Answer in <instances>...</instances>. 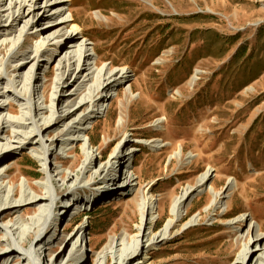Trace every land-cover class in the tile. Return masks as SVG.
<instances>
[{"label": "rangeland", "instance_id": "rangeland-1", "mask_svg": "<svg viewBox=\"0 0 264 264\" xmlns=\"http://www.w3.org/2000/svg\"><path fill=\"white\" fill-rule=\"evenodd\" d=\"M46 1L38 0L36 12L50 17ZM65 3L62 19L70 20L71 13L75 19L67 30L77 26L81 30L78 42L86 45L90 58L99 60L97 67L93 66V61L88 62L86 72L80 75L124 69L128 78L110 92L98 116L92 118L91 109L80 114L84 116L85 131L78 134L72 146L52 144L56 132L62 128L59 125L43 138L44 147L40 143L28 144L4 159L3 169L12 168V171L0 181L3 187L23 192L29 190V185L44 184L53 197L49 166L56 170L53 177L61 187V173L69 174L73 162L72 174L77 176L87 164H84L87 155L100 154L84 175L81 190L74 195L84 200L83 205L78 209L72 207L65 215L62 210L71 203L55 198V213L53 210L45 213L51 221L58 215L63 219L57 223L56 234L49 240L47 236L44 238L42 246L46 249V258L40 264H47L45 260L51 264L56 257L62 264L66 263L69 252L77 250V245L72 251V244L66 243L81 224L85 225L86 243L82 245L80 264H96L98 253L112 238L123 237L125 242H130L139 222L135 196H153L159 216L149 225L155 233L160 231L175 214L171 209L172 199L187 186H193L197 176L208 166L214 170L208 187L211 185L215 191L223 192L230 178L234 181V190L224 194L217 208L208 206L211 195L206 191L194 193L178 211L181 219L174 221L170 235L156 247L148 245L141 258L146 264H236L245 245L240 235V218L246 217L256 228V234L264 236V0H65ZM31 33L33 29L23 31L17 39L18 44H22L24 36L28 35L24 46L31 47L30 51L20 53L11 63L7 56L14 47L11 40L9 44L3 43L2 72L6 64L12 75L21 58H36V47H42L47 55L53 54L59 42L54 39L56 36L44 42L29 37ZM18 36L15 34L14 40ZM3 39L0 36V42ZM65 52L60 49L57 57H48L46 70L38 74V98L34 102L40 107V121L33 124V128L43 125L52 112L51 105H45L42 96L44 73L50 74L49 96L53 101L60 78L56 63ZM30 64L24 72L31 75L34 69L28 71ZM74 70L72 68L70 74L72 80L80 71ZM195 70L200 74L192 86L189 81ZM19 75L18 88H28L29 82L22 79L23 74ZM82 88L77 94L79 99L76 95L73 97L75 106L67 103L62 110L71 112L80 107L76 103L87 93ZM249 88L252 89L247 91ZM117 91L118 96H115ZM0 93H4V98H0L6 105L4 116L12 120L28 117L27 107L33 101L9 97L1 87ZM9 106L14 112L9 111ZM157 120H162V124L156 126ZM13 130L2 135L15 147ZM86 138L92 143L89 147ZM124 140L128 141L124 146L127 156L120 165L133 182L131 188L121 191L111 185L105 187L99 173L112 166L113 174L118 176L116 155ZM152 140L169 145L155 150L142 144ZM179 146L183 157L188 153L195 155L191 163L185 164L183 158L168 162V157ZM47 149L53 154H48L44 165L36 157ZM15 160L18 162L13 164ZM61 160L66 161L63 168L59 164ZM15 175L13 187L9 179ZM102 187L108 189L106 196L90 203L89 198L99 194ZM67 190V185H63L61 192ZM29 208L22 206L19 213H11L0 221V228H10L18 221L20 213ZM39 215V210L31 211L25 214L24 220L30 222ZM195 217V222L187 224ZM61 236L65 242H61ZM6 238L11 239L0 231V242H5ZM24 238L25 235L21 236ZM229 257L231 259L227 260ZM115 258H107L103 264L120 263V258ZM22 260L21 256L13 254L3 263L21 264Z\"/></svg>", "mask_w": 264, "mask_h": 264}, {"label": "bare ground", "instance_id": "bare-ground-1", "mask_svg": "<svg viewBox=\"0 0 264 264\" xmlns=\"http://www.w3.org/2000/svg\"><path fill=\"white\" fill-rule=\"evenodd\" d=\"M46 3H48L49 9L47 12L50 14V17H46L47 15H44V13L40 15V12H36L38 8V0H0V36L4 38L3 41L0 42V55L2 54L1 49L4 42H8L9 44V41L11 40V46L14 47L13 51L8 53V62L15 60L20 53H26L31 49V47L24 46V42L26 41L28 35L27 37L26 35L24 36L22 44H18L17 42V39L22 35L23 31L33 29V33L29 35V37H32L33 39L38 38L44 40L45 42L50 37L54 38L56 36L54 39L59 41L55 45V48L52 52L53 54L51 55H47L48 52L42 51V47H36L34 52L37 53V57L31 60L30 57L21 58L20 62L14 66L12 75H9V70L6 67V64L4 72H2L1 66L4 65V63L2 60H0L1 89L4 90V92H7L9 97H16L19 99V101H28L29 103L30 101H33V104H30L27 107L29 110L28 117H22L19 120H12L6 115L4 116L3 109L6 105L4 102L0 101V181L4 175H8L12 171V168L3 169L4 159H6L12 152L22 150L28 144L40 143V145H43L44 147L45 144L43 143V138L49 132L57 130L59 125L62 128L56 132V137L52 144L57 143L61 147V145L68 143L66 145L72 146L78 140V134L85 131V128L82 127L84 116L81 117L80 114L83 113L84 110L91 109V117L94 118L98 116L101 113L100 108L107 101L110 92L122 85L128 78L127 72L124 71V69L115 71L107 69L97 73L92 72L87 76L80 75L82 72H86V69L84 68L88 62L93 61V66L97 67L99 60L90 58L88 51H86V45L83 42H78V36L81 34V30L79 31L77 26L73 25L74 27L68 28L69 30H67V27L70 25L69 23H74L75 19L73 17V13L70 14V20L62 19V11L66 5L65 0H47ZM43 22L46 23L42 24ZM20 24L21 27L19 28ZM17 33L19 36L14 40L15 34ZM60 49H65L66 52L62 58H58L56 63L60 78L55 85V100L52 101L51 97L49 96L51 84L49 80L50 74L48 72L44 73V79L46 80L42 87L44 104L46 105L49 103L51 105L50 109L52 112L50 113L49 119L46 120L43 125L39 124V126L33 128V124L40 121V107L37 102H34V100L38 98L37 83L38 81L40 82L38 74L42 72L43 69H45L44 66L49 64L48 57H52L54 55L57 57L58 51ZM28 64H30L28 71L34 69V72L31 75L29 72H24V69ZM72 68H75L74 71L78 69L80 70L77 74V78L74 80H72L70 77ZM18 73L23 74L22 79L29 82L28 88H18L16 82V79H18L20 76ZM198 74H200V72L195 70L193 76L190 78V85L194 86L198 80ZM90 83L93 84L92 87L90 86ZM87 86H89L88 89H85ZM81 87L84 88V91L87 90V93L84 94L83 97L80 96V101L76 103V105H79L80 107L78 109L75 108V110L73 109L71 112L70 110H62L64 104L69 103L71 106L74 105L73 97L75 95L76 97L78 96L77 94ZM250 89L252 88L247 89V91H250ZM71 91L74 92L71 93ZM68 93L69 95L66 97L65 95ZM118 93L119 92L117 91L115 96H118ZM3 94L4 93H0L1 99L4 98ZM77 98L79 99V97ZM7 105H9V103ZM80 108L84 109L78 112ZM9 111L14 112V109L10 107ZM161 124L162 120H157L156 126ZM9 129H14L12 132L14 134L13 139L15 140V147L7 142L5 138H3L2 133ZM26 130L28 132H25ZM86 139L87 147L91 146L92 143L90 139ZM2 141L5 142L1 145ZM127 143L128 141L124 140L119 152L116 155L119 167H117L118 176L113 174L112 166L107 170L103 169L99 173L100 176H103V180L105 182L103 185L105 187L111 185L114 187V189H120L121 191H125L122 190V188H131V182L133 181H131V178L125 174L122 166L120 165V162L127 156L126 150L124 151V146ZM162 143L163 142L157 140L142 142V144H146L155 150H159L169 145L168 143ZM98 149L99 148H97V151ZM72 150L76 149L72 147ZM43 151H40L36 157V160L43 162L45 165L47 164L48 154H53V151L50 149H47L45 152ZM99 156L100 154L97 155L96 153H92L90 157L87 155L84 162V164H87L82 166L80 174L77 176L72 174V170L75 167L73 162L69 167V174L64 172L61 173V187H58L59 183L54 180L53 177L56 173V170L50 169L49 166L48 175L50 184L53 188V197L49 195L47 187L44 184L38 186L29 185V190H23V192L19 191L17 188H13L12 191H9L8 188L3 187V185L0 184V221L10 217V214L13 212L14 214L19 213L22 206H30L28 210L23 211V214L20 213L18 216V221H16L10 228H0L1 232H6V235L10 236L11 238H6L5 242H0V264H7L3 262H7L10 256L13 254L16 255V257L21 256L23 258L21 264H24V262L25 264H36V262L37 264H40L41 260L44 261V258H46L44 256L46 249H44V245L42 246V243L44 244V238L47 236V240L51 239V237L56 234L57 223L61 222L63 219V216L60 215L56 217L52 216V224L50 216L48 214L45 215V213L48 210H53L55 198H60L61 201L64 200V202L68 201L69 204L71 203L69 207L63 208L62 211L65 215L70 213L72 207L78 209V207L83 205L84 200L75 198L74 195H76L81 190L82 187L80 184L84 175L89 172L90 168L93 167ZM193 157H195V155L191 153H188L185 157H183L181 147L179 146L177 150L168 157V162L173 159L181 161L183 158L185 164H189L191 163ZM17 162L18 161L15 160L13 164H16ZM59 164L60 167L63 168L66 165V161L61 160ZM213 172L214 170L211 167H206L204 171L197 176L193 186H187L182 190L180 195L172 199L171 209L172 213L175 212V214L172 219L170 218L164 227L160 231H156V233L154 232L153 227H150L149 225L156 221L159 216L157 211L158 205L155 207L153 196H135L134 202L139 213V222L136 225L135 235L131 241L129 240L130 242H125L123 237H119L118 239H110V241L104 247H102L98 253V260L96 264H103L107 258H115L116 256V258H120V263L122 262L123 264H146L145 261H143L145 259L142 260L141 258V256L144 255V250L148 245L156 247L170 235V231L174 226V221L176 222L177 220L181 219V216L178 215V211L185 206L186 202H188L191 196H193V194L196 192L206 191V193L211 195V200L208 205L211 208H217L220 206V201L222 198H224V194L226 192H232L234 190L235 184L233 179L229 178L226 182L227 186L225 189H223V192L215 191L214 187L211 185L208 187V182L212 178ZM16 177L17 175L9 179V183L10 185H13V187ZM63 185H67L68 190L61 192ZM105 187L99 188V194H97L91 200L89 198V202L92 203L97 197H101L103 195L106 196L108 189ZM37 210L40 211L39 217L32 219L30 222H26V220H24L26 213L31 211L35 213ZM198 216H200V214ZM131 220L132 217L129 218L127 223L129 224ZM196 220V217L191 218L187 224H191ZM48 221H50L49 224ZM239 224L242 225L240 229V235L244 237L245 245L244 250L240 254L236 264H264V252H261L264 249V236H259L256 234V228L251 226L248 219L244 216L240 218ZM147 225H149V227ZM26 226H28V228ZM84 230L85 225L81 224L77 227L75 233L67 241L66 244H72V251L76 245L77 250L75 253L69 252L66 263L64 264H80L79 261L83 258L81 251L82 245L86 243ZM51 231L52 233L50 234ZM65 231L66 229L63 231V233ZM258 231L261 232V227H258ZM23 235H25V238L21 239V236ZM58 236L59 235H57V237ZM74 239L75 242L73 243L72 241H74ZM55 240L56 239H54V241ZM60 240L61 242H65V238L62 236ZM4 246L7 247L6 250H4ZM228 259H231V257L227 258V260ZM45 262L48 264V261L45 260ZM51 264H62V260L56 257Z\"/></svg>", "mask_w": 264, "mask_h": 264}]
</instances>
